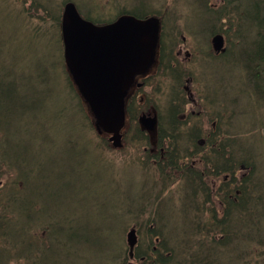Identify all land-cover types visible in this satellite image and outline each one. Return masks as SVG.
<instances>
[{
    "label": "trees",
    "instance_id": "trees-1",
    "mask_svg": "<svg viewBox=\"0 0 264 264\" xmlns=\"http://www.w3.org/2000/svg\"><path fill=\"white\" fill-rule=\"evenodd\" d=\"M66 1L79 4V0H64L55 10L50 0L39 2L44 15L37 20L48 21L43 31L39 26L26 28L25 10L14 9L28 37H57L62 73L48 78L45 69H38L20 79L9 75L13 73L9 67L0 69V264H49L53 260L48 255L58 249L57 260L64 254L65 264L75 260L94 264L93 253L86 258L81 250L92 251L99 242L87 229L82 233L72 226L73 215L61 222L45 212V201L29 196L35 177L48 188L45 182L64 161L46 170V163L34 159L26 147L38 151L45 144L63 152L68 149L73 157L80 150L82 157H88L93 149L105 160L107 151H121L129 142L138 145L143 155L130 165L142 179L127 207L119 206L122 226L114 237L117 243L99 244L101 254L115 248L109 257H101L102 264H264V0H243L244 9L242 0H220L218 8H211L208 0H192L205 18L206 43L219 35L228 44L224 52L213 55L198 42L194 58L237 69L218 79L216 73H203L199 63L194 74H204L207 89L196 86L200 112L191 116L180 114L191 93L185 88V97L175 89L185 73L176 67L171 50L187 21L188 6L186 14L178 7V2L187 4L184 0H172L170 7L165 1L161 9L153 7L151 0H111V16L105 14L100 0H87L91 7L82 13L78 9L97 25L123 14L160 21L154 61L126 99V128L117 148L96 125L65 68L60 21ZM5 7L10 15L12 8ZM165 75L172 83L170 93L162 96L155 89L152 95L139 97L151 79ZM191 80L194 83L193 75ZM158 96L166 100V107Z\"/></svg>",
    "mask_w": 264,
    "mask_h": 264
},
{
    "label": "rangeland",
    "instance_id": "rangeland-1",
    "mask_svg": "<svg viewBox=\"0 0 264 264\" xmlns=\"http://www.w3.org/2000/svg\"><path fill=\"white\" fill-rule=\"evenodd\" d=\"M50 1L53 5L52 8L59 10L64 0ZM165 1L166 4L168 3L166 5L168 7L174 4L172 0H151V5L157 7V9H161ZM184 1L187 4L178 2V7H182L183 14H186L187 7L185 6H188L187 21L185 22V26L182 23V30L180 29L181 38L177 37L173 41L171 50L175 54L172 59L178 62L176 67L186 74L183 75L184 78L180 88L176 87L175 89H178L182 96L184 94L185 97H187L185 88L191 93V97L187 98L188 103L185 104L184 112L183 108L180 107V114L191 116V114L197 115L200 112L197 105L201 101H198L199 96L197 97L195 94V90L198 91L196 86L200 85L203 89H207L206 81L202 78L204 74L201 76L194 74L200 68L199 63L204 68L203 73H208V75L212 72L216 73L215 77L218 79H221L222 75H226L225 73H235L237 68L231 64H221L212 60H210V63H206V59L203 62L202 60L201 62L196 61L193 53L195 45L201 42L203 46H206L212 52L211 39L206 43L203 35V29L206 24L203 22L205 18L198 13L197 7L195 9L192 6V0ZM219 1L208 0V4L211 8H218ZM39 2H44V0H0V7L2 8L0 10V69L2 67H9V71H13L9 75H15L20 79L25 78L24 75L37 73L38 69H45L48 78H55V75L58 76L59 73H62L59 63L61 49L57 37L52 36L47 40H34L28 37V33L22 29L19 16H15L14 9L17 11L25 10L29 21L27 23L23 22L24 26L33 29L39 26L42 31L45 30L48 21L43 20L39 22L37 20V17H43L44 15L42 8H38ZM111 2V0H100L105 14L110 16L114 14L113 7H110ZM243 5L242 0V9H244ZM5 6L12 8L10 15L5 13ZM77 6H79L78 9L80 8L82 13V9L88 10L91 7V2L79 0ZM100 17L104 18V15ZM224 47L226 49L228 47L226 41ZM208 65H210L211 70ZM50 67H53V69L49 71L48 68ZM192 75L194 83L191 80ZM171 85L172 83L169 82L166 75L164 78H153L147 83L144 90L140 92L139 97L145 98L147 93L152 95L155 89H157L159 95L165 96L170 93ZM54 90L60 92V89L55 88ZM162 96H158V98L161 99ZM154 98L157 100V96H154ZM193 101L194 103L198 102L195 104L196 106L193 105ZM161 105L166 107V100L163 97ZM60 107L63 109L65 107L64 103H61ZM24 140L26 141L25 138ZM136 146L138 145H131L129 142L125 143V147H122L121 151H107L105 160L102 155L91 149V146H89L91 151L88 157H82V150H80V153L74 156L75 158L70 155L68 149L66 152H63L61 148L54 149L52 146H46L45 144L38 151L35 148L34 151L30 147L25 148L27 151L30 150L29 154L34 159H41L46 163L47 166L44 167L46 170H48L49 166H54V164L64 161L63 165L56 169L54 177L50 181L45 182L48 188H43L42 182H37L36 176L34 182L30 185L29 196L36 202L45 201V212L61 222L69 220L70 215H73L72 226L79 231L87 229L86 231L90 234V237L92 236V238L99 240V242H95L96 244L98 243V246L93 247L92 251L85 247L81 250V256L86 258L93 253L90 258L94 261V264H102L101 257H109L112 250L115 249L112 247L108 251L104 250L103 254H101V245L99 246V244L104 240L108 241L106 243H117L114 237L118 236L119 227L122 226V219H119L122 212L119 206L123 204L127 207L129 204L128 200L131 199L132 194L135 192L134 189L140 184L139 179H142L139 170L130 167V165L133 166L132 159L135 161L143 157ZM142 162L146 163L145 158ZM70 163L71 166L68 167ZM142 171H146V174L150 175L148 169H145V171L142 169ZM35 217L39 219L40 214L36 213ZM109 218V223H106L105 220ZM82 233L84 232L82 231ZM63 255L61 261L57 260V257H60L59 249L53 255H48V260H53L49 261V264H65L66 259ZM73 264H76V260Z\"/></svg>",
    "mask_w": 264,
    "mask_h": 264
},
{
    "label": "water",
    "instance_id": "water-1",
    "mask_svg": "<svg viewBox=\"0 0 264 264\" xmlns=\"http://www.w3.org/2000/svg\"><path fill=\"white\" fill-rule=\"evenodd\" d=\"M159 33L160 21L154 16L125 14L114 22L96 25L82 18L72 2L63 6L61 38L66 69L113 147L119 146L126 126L128 93L136 77L145 75L153 63ZM212 45L219 50L223 39L214 37Z\"/></svg>",
    "mask_w": 264,
    "mask_h": 264
}]
</instances>
